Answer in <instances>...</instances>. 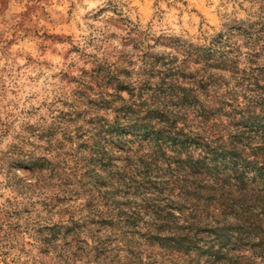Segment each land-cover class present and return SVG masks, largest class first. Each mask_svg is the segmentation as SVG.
Wrapping results in <instances>:
<instances>
[{"label": "clouds", "instance_id": "obj_1", "mask_svg": "<svg viewBox=\"0 0 264 264\" xmlns=\"http://www.w3.org/2000/svg\"><path fill=\"white\" fill-rule=\"evenodd\" d=\"M0 264H264V0H0Z\"/></svg>", "mask_w": 264, "mask_h": 264}]
</instances>
